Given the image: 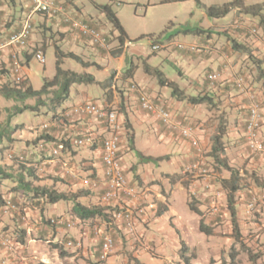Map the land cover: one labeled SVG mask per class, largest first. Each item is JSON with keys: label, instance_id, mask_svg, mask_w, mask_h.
<instances>
[{"label": "crops", "instance_id": "1", "mask_svg": "<svg viewBox=\"0 0 264 264\" xmlns=\"http://www.w3.org/2000/svg\"><path fill=\"white\" fill-rule=\"evenodd\" d=\"M55 1L63 10V13L57 17L35 12L31 0H0V41H5L10 33L20 28L28 17L33 24L29 46L24 48L7 46L0 53V68L3 69L0 72V81H2V84L13 78L12 69L10 68H12V54L14 52L18 54V59L21 63V73L25 81L34 89H40L44 85V82L39 88H35L32 85L33 73L30 69V62L34 57L33 52L36 49L41 48L45 52L47 47L53 45L55 51L58 47L63 52H73L82 59L81 62L77 60L80 65L71 62L78 66V68L66 69L62 66L64 59L71 57H64L61 62V67L64 70L74 71L78 74H90L94 77L95 82L72 84L69 98L55 106L57 112L60 111L58 107H63L62 109H64L70 105L83 103L89 99L99 97L101 105L119 110L120 122L125 127L128 124L130 125L127 128L129 132L128 136L134 139L135 145L138 144L140 148H143L141 152L144 154L142 155L162 157L157 160L158 162L153 168L149 166L147 161L139 160L138 157H135L133 152H131L133 150H129L130 147L126 149L124 147V161L122 164L128 179L131 183L139 184L141 187L140 198L137 201H132V204L145 208L144 213L138 216L136 227V237L141 238L142 241H140V244L135 243L133 245L135 236L132 238V236L128 235V239L132 238L128 242L130 247L122 249L121 233H115L114 255L107 260L106 264H115L118 257L121 260L124 258L126 261L128 260V255L133 256L134 260L136 259L139 263L150 264L152 263L150 257L153 259L152 256L157 255L158 248H166L165 240L174 236L170 228L174 224L171 218L175 214L171 215L170 212L173 210L171 195L175 189L183 192L188 205L192 198L195 199L203 212L202 215L196 213L199 223L203 219L206 224L212 225L215 228L213 235L204 237L203 240L198 239L195 243L191 244L184 238L186 227L175 226L180 232L178 235L179 238H176L180 242L181 235L189 246V252L191 251V253L196 254L192 264H195L197 260L199 261L200 251L202 250L205 251L203 252L204 261L202 264H220L223 259L229 261L231 258L228 246L234 242L231 214L227 208L228 192L221 184V179L229 178L230 172L227 170L219 172L210 169L209 174H202L196 170H187L191 164L196 162H201L207 166L206 163L210 157L208 155H200L198 150L200 148L201 151L202 146L208 147L207 152L210 150L212 136L215 133V129L212 130L207 122L211 111L206 104L195 105L186 100L177 99L172 94V89L169 86L160 85L156 75L146 72V65L161 70L166 77L175 81L187 94L209 93L215 99L218 97L221 99L225 98L229 102L228 110L230 111V121L228 124V133L225 136V140H227L226 150L230 163L239 167L241 175L243 176V187L238 190L235 196L239 223L242 233L247 236L245 241H249L250 245L255 243L259 246L258 249L262 250L263 254L258 263L264 264V203L254 213L247 212V204L252 195L264 193V187L258 186L255 182V177L264 181V158L259 157L249 149L245 132V124L250 105L249 92H252L261 101L263 121L260 136L264 139V92L262 88V91L259 90L261 83L256 79V68L250 55L252 54L262 59L264 65V26L260 23V17L242 13L239 8H234L224 17L211 18L206 13V7L222 5L233 0H225L222 4H220L221 0H214L216 2L211 5L203 2H200L199 5L195 3L192 8L198 9L200 7L201 11L199 14L204 19V22H201L198 27L203 31L192 35V38L189 39L184 35L185 37H183L182 42L187 45H196L199 47V50H180L174 46H169L174 52H170V55L166 52L164 55H161L159 60L155 59L151 63L149 55L147 58H144L147 52L142 47L136 46L132 51H127L126 47L128 43L126 38L124 43L119 42L118 44H111L108 47L94 46L78 31H73L70 28V23L65 21V16L71 14H77L86 21L104 23L103 16L105 14L98 8V6L103 5L101 0ZM89 1L94 4L97 10L90 9L87 6ZM188 1L197 2V0ZM244 1L247 4L264 3V0ZM81 12L83 16L80 14ZM254 27L259 29V34L253 35L251 33V29ZM55 32L56 34H54ZM180 32L186 34L194 31L188 30V32H185L182 30ZM119 35L120 33L117 36L119 37ZM171 39L176 38L172 36L168 41ZM233 39L245 45L247 50L234 49L232 47ZM86 54L90 55V57H84ZM103 56L105 57V61L99 59ZM167 60L173 65L179 61L180 66L171 72H169L170 69L166 72L162 68L161 63ZM142 61H144V67L140 77L142 80L141 86L147 89L158 103L169 107L180 118L193 126V137L198 141V147L193 146L189 139L181 137L179 133L171 131L157 117L140 108L137 94L130 89V84L133 82L139 83L134 80V76ZM213 72L218 74V80L215 83H211L207 78L208 74ZM241 75H245L247 79V87L243 90L244 92L241 89H236L237 87L235 86L236 78ZM54 76H46L43 80L45 81L46 78L52 79ZM93 85L101 86V90ZM58 88V86L53 87L55 91ZM73 95L76 96L75 100L70 103L69 99ZM32 100L34 101L33 103ZM24 103L34 104L35 99H28ZM33 113L37 116L41 114V112ZM51 116H48V119H51ZM55 123L57 122L53 120L52 124L55 128L53 132L56 134L55 138H59L58 136L62 128L64 129L62 132L64 134L67 132V136L69 134H79L85 129H91L92 138L85 146L76 149L73 148L70 151L71 153L68 152L69 150L61 152L62 155L66 154L70 156L65 157L69 159V165L71 166L65 168V173L63 171L62 159H56L55 156L50 157V151H44L41 155L35 154L30 157L35 160H43L39 171H41V176H44V178L39 183L41 185L54 186L60 191L66 192H75L82 188L89 189L92 192L91 195L82 197L80 200L86 204H101L100 195L105 191L106 186L103 178V163L101 160L102 139L109 134L108 129L94 117H75L71 123L62 126H56ZM142 133L148 136L145 145H142L144 141H141L140 144L138 140L140 138L138 136L142 135ZM12 137L20 138L15 137L14 133ZM28 138H26L27 142H25V145H30L31 143L29 142L35 137ZM54 142H57V140ZM11 145L13 146V143L10 144V147L2 151L0 149V164L4 165L1 156L7 149H11ZM147 145H151L152 148H149ZM11 152H15V150ZM15 155L17 154L15 153ZM26 157L29 158L28 156ZM47 163H60V166L57 167V165H54V167H51L49 165L47 166ZM9 164H13V162ZM166 174H181L182 176L177 182H172ZM1 186L3 187V184ZM11 186L13 187L14 183ZM1 190L2 192L4 191L2 188ZM13 192L11 190L10 194ZM22 199L24 202L27 200L25 196H22ZM30 203L32 204V202ZM215 203L219 204L216 210L214 209ZM46 204L42 203L40 208L32 205L34 210L31 211V215L36 222L34 224L17 223L18 227L24 228L22 232L16 231L17 235L22 233L25 236L27 232L30 235L31 231L40 232L42 235L50 234L49 229H47L48 223L46 220L50 217L62 216V219H74V226L69 228H66L64 225L53 226L55 227L53 230L56 232L55 234L53 231L55 240H59L60 235L57 234L59 231L69 232L67 234L69 237H73L74 239L83 238L86 243V247L83 250L85 256L93 258L99 255L100 243L97 241L95 230L91 231V229L87 230V228H84L85 226L83 227L82 223L85 225L86 222H82L73 212L72 202L62 201L59 212L54 207L57 205L53 204V207L49 209L50 217L45 216L44 209L46 208ZM151 205L153 207H150ZM162 206L166 207L167 210L158 213L160 211L159 208ZM44 217H46V220ZM90 221H98L101 224V228L105 227L102 222L103 219L100 217ZM222 224L230 228V231L225 236L218 235L221 233L220 228ZM249 230L255 233L248 235ZM122 232H125V230L122 229ZM225 233L223 232V234ZM29 240L33 241V238ZM17 244L19 246L16 248L0 249V264H30L29 262L32 260L33 253L29 249L25 251L27 243L21 244L18 242ZM178 245L180 243L178 244V241H176L171 250L177 253L178 258H180L178 264H183L182 257L179 253L180 247ZM19 247L24 249L23 252L22 250H17ZM150 250L154 251L151 253ZM234 258L237 261L234 264H252L244 253L237 254ZM170 262L171 260L167 261L168 264Z\"/></svg>", "mask_w": 264, "mask_h": 264}, {"label": "rangeland", "instance_id": "2", "mask_svg": "<svg viewBox=\"0 0 264 264\" xmlns=\"http://www.w3.org/2000/svg\"><path fill=\"white\" fill-rule=\"evenodd\" d=\"M217 1V0H216ZM216 1L214 0H197L196 1H185V0H101L102 4H109L112 9L115 11L119 22L121 23L124 31H125V35L126 37V41H127V51H132V49L136 46L142 47L145 52H147L146 57L149 55V60L151 59V63L152 61H154L155 59H160L161 55H164L166 52L168 53V55H170V52H174L172 50L171 47H169L170 45H166V43L168 42V39L170 37H174L176 38L177 41H182L183 37H185L184 35L187 36V39L192 38V35L194 34H198L195 33L197 31V28L200 26L201 22H204V19L202 17L200 13L201 9L200 7L198 9H194L192 7H194V4L196 3V5H199L200 2H203L207 5H211L213 3H215ZM225 0H221L222 4ZM87 6L90 9H96L94 7V4L89 1L87 3ZM98 8L105 14V16H103V21L104 23H100L98 21H91V23L95 24L98 26V28L104 32L105 34L110 36L111 42L110 45H114V44H118L120 41L119 37L117 36L119 34L118 29L115 27L113 21H111L109 19V17H107L105 11L101 8V6H98ZM72 9H74V7H72ZM76 12H80V11H76ZM83 13L85 11H82ZM82 12L80 13L82 16ZM86 13V12H85ZM195 13V15H194ZM38 14V13H37ZM90 22V21H89ZM99 24H98V23ZM182 30H193L194 32L192 33H186L184 34L183 32H180ZM52 33V32H51ZM56 34V32L54 33ZM152 43H161L163 44L165 47L161 48L160 50L153 52L152 50ZM45 62L41 63L39 62L35 57L32 58V61L30 62V69L33 73L32 76V85L35 88H39L42 86L44 80V77H52L55 75L56 72V51L55 48L53 47V45H51L50 47H47L45 52ZM84 57H90V55L86 54L84 55ZM100 60L105 61V57H100ZM80 65V63L77 60H74L72 58H66L64 59V63H63V67L64 68H74L76 69V67L78 68V66L74 65L73 63ZM137 64V62H136ZM162 68H164V70L166 72L173 71L175 70L177 67L180 66L179 61L175 62V65L171 64L169 60L164 61L163 63H161ZM171 64V65H170ZM143 67H144V61H142L140 63V67L139 69H137L136 75L134 76V80L138 81L140 86H141V75L143 73ZM133 68V67H132ZM136 68V67H135ZM1 70V68H0ZM168 70V71H167ZM247 82V80H246ZM136 83V82H135ZM2 85V81H0V86ZM261 85V84H260ZM95 87H98V89L101 90V86L99 85H93ZM262 85L261 87H259V90L262 91ZM238 89V88H236ZM239 90V89H238ZM242 92H244L243 90H241ZM264 92V90H263ZM76 96H72L70 97V103L73 102L75 100ZM3 96L0 95V130L3 126H5L7 123H10V125H23L20 127V129L14 133L15 137H20L19 139L17 138H13V141H6V146L10 147V144L13 143V146L11 145V149H7L5 151L4 154H2L1 158L3 159V163L5 166L7 165H12L9 163L14 162L13 159L11 158L12 155H15V153L17 155H22L24 157L28 156L29 158L34 156L35 154H42L44 151H50V157L55 156L56 159L60 158L62 159V166L64 168V173H65V168H69L71 167L69 164V159H66L65 157H70L69 155L66 154H61L62 149H59L57 147V142L50 141V142H44V140H40L37 144H30V145H25L26 138L31 139V138H37L38 135H40L42 132L43 133H48V135L56 137V134H54V125L52 124V120L49 118L48 116H51L54 113V109L50 108V107H46L43 109L42 113L37 116L36 114H34L32 111H24L22 113H17L16 107H19L21 105H23V102H17L14 101L13 99H6ZM92 101L97 102L98 104L100 103V99L99 97H96L94 99H89ZM6 102V103H4ZM34 101L32 100V103ZM261 103V101H260ZM229 102L226 101V99H221L220 97H218L217 99H215V104H213L212 106H207L209 107L211 114L210 117L208 118L207 122L210 125V128L212 130L215 129V131L217 130V127L220 123V121L222 120V115L224 116V119H227V125L229 124V119H230V111L228 110L229 107ZM63 107H58V109L61 111ZM48 111L46 112L45 111ZM59 111V112H60ZM37 116V117H36ZM45 119V120H44ZM48 119V120H47ZM48 125L47 127H45V125ZM56 126L58 125H64V124H59V123H55ZM229 126V125H228ZM61 129V128H60ZM64 129H61V132L59 134V138L56 139H61L64 137H66V133L64 134L62 131ZM63 133V134H62ZM122 133V132H121ZM140 138H138L140 144L141 141L142 145H145V143H147V138L148 136L144 133H142V135L138 136ZM34 138V139H35ZM227 143V140H225ZM87 144V143H86ZM86 144H84L83 146H85ZM248 144V143H247ZM5 146V147H6ZM137 146V147H136ZM149 148H152L151 145H147ZM82 147V146H79ZM124 147L125 149L128 147L129 150H133L131 152H133L135 157H138L139 160H141V155L144 154L141 151L143 150V148H140V146L138 144L135 145V141L134 139H132V137L129 138L128 134H124L123 136V143H121V148H120V159L121 162L123 163L124 161ZM147 147V148H148ZM2 148V146L0 147V149ZM78 148L77 146L74 147V149ZM250 149V148H249ZM12 150H15V152H11ZM68 150V149H67ZM72 149H69L68 152H70ZM251 150V149H250ZM2 151V150H1ZM65 151V150H64ZM208 151V147L202 146V150L199 151L200 155H207ZM252 151V150H251ZM41 152V153H40ZM71 153V152H70ZM255 154V153H254ZM65 155V156H64ZM259 157H261L260 155H258ZM263 158V157H262ZM12 161V162H11ZM71 161V160H70ZM157 160H151V161H147V163H149V166L151 167H155V164L157 163ZM72 163V162H71ZM73 164V163H72ZM53 166L57 165L60 166V163L55 164V163H47V166ZM74 166V165H72ZM56 167V166H55ZM81 167H83L81 165ZM77 174V173H75ZM12 182L6 180L5 182H3V187L1 186V188L4 190V198L6 197V199H12V201H16L15 203L18 205V209L19 211L15 212V211H11L10 209H7L6 207H2L0 208V249L5 248V249H9V248H16L19 245L16 244L15 242V238L17 236L16 231L17 232H22V229L24 228H20L18 227L17 223H21V224H34L36 221L34 220V218L31 215V211L34 210L32 208V206L29 204V202H24L22 199V195L20 193H18L16 196V193H12L10 194V191L12 190V186H11ZM137 186L139 188H141L139 186V184H137ZM185 195L183 194L182 191L175 189L171 195V202L173 204V210H171L170 214L174 215L173 221L174 224H170L172 226V228H170L172 230V232L174 233V236L167 238L165 241L166 244V248L162 249V248H158L157 250V255L152 256L153 259L150 257V260L152 263L150 264H168L167 261L171 260V262L169 264H178L180 261V258H178L177 253L173 252L171 250V248L174 246V243L176 241H178V244L180 243V245H178V247H181V242H179L178 240V235H179V230L176 229L175 226L180 227V226H184L186 227L185 229V235L184 238L188 240V242H190L191 244L195 243L198 239L203 240L204 237L206 238L207 235L204 232H202L200 230V223H199V219H198V215L196 214V212H194L191 208L190 205H188L186 198L184 197ZM191 197V196H190ZM13 201V202H14ZM218 203V202H217ZM215 203V205H219ZM57 206H54L56 209H58V212L60 210V206L62 204V201H59V203H54ZM22 207V209H21ZM53 207V204L51 203H47L46 204V208L44 209L45 211V216L48 217L50 215L49 209ZM174 212V213H173ZM194 212V213H193ZM21 213L25 215V220H23V218H21V216L19 215ZM43 213V211H42ZM169 215V216H171ZM44 217V219L46 218ZM50 217V216H49ZM54 220L58 221V223L56 222L57 226L60 225H64L66 228L67 227L66 223L67 221H72L74 219H62V216H56V217H52ZM51 217L48 219L50 220ZM46 220V219H45ZM43 220V221H45ZM47 222V220H46ZM45 222V223H46ZM81 224V223H80ZM48 227L47 229H49L50 234H45L42 235L40 232H36V231H31L30 235H28V232L26 233L25 236H23L25 243H27V247H25V251L31 250V252L33 253V257L30 255V257H32V260L29 262L30 264H106L107 260L114 255L113 251L109 254L108 258L105 260H97V256H94L93 258L85 256L83 254V250L86 247V243L84 242L83 238H76L74 239L73 237H69L67 236V234L69 232H58L57 234H59V240H55V227H53V225L51 224H47ZM55 225V224H54ZM55 225V226H56ZM84 228H87V230L94 231V227H100L101 231H104L103 229L105 228H101V224L98 221H88L86 222V224L84 225L82 223ZM137 227V226H136ZM221 233H219V236H225L228 234V231H230V228L225 225L222 224V227L220 228ZM55 234H54V232ZM178 231V232H177ZM223 232L225 234H223ZM118 233H122V232H118ZM124 233V232H123ZM123 233L120 235L121 237V243L123 244V246L121 247L122 249H126L128 247H130L129 245V241H131V239L135 236V239L133 240V245H135V243L140 244L142 241V239L137 238L136 237V228H135V233L132 236L131 234L128 233ZM178 233V234H177ZM255 233L254 231L252 232L251 230H249L248 235H251ZM96 235L97 241L100 243L101 241V237L100 235ZM128 235L132 236L131 239H128ZM21 236V234H20ZM2 237H6L7 239H9V244L8 246H3V244L1 243V238ZM178 237V238H176ZM33 238V241H30L29 239ZM70 239L75 240V241H81L82 246L81 247H74V248H68L66 247V242L69 241ZM58 241V243H60V245L63 247V249H65L68 252L73 253L72 256H61L59 254V251L54 248V243H56ZM172 245V246H171ZM237 246H239V243L236 244ZM252 249L254 250V252H258L260 249H258V245H256L255 243H252ZM26 246V245H25ZM229 248L231 246V244L228 245ZM18 251L23 252L24 249H22L21 247H19L17 249ZM200 250V249H199ZM198 250V251H199ZM131 251V250H130ZM154 251V250H153ZM152 250H150V252H153ZM200 257H199V261H195V264H202V262L204 261V250L200 251ZM188 255L192 254L191 251L187 252ZM35 255V256H34ZM29 257V256H28ZM128 260L125 261V259L123 258L122 260L116 259L115 264H135V260L133 256H127ZM195 258H193L192 261H194ZM245 260V258H244ZM155 262V263H154ZM182 263L184 264L183 260ZM20 264V263H17Z\"/></svg>", "mask_w": 264, "mask_h": 264}, {"label": "trees", "instance_id": "3", "mask_svg": "<svg viewBox=\"0 0 264 264\" xmlns=\"http://www.w3.org/2000/svg\"><path fill=\"white\" fill-rule=\"evenodd\" d=\"M101 8L105 11L107 17H109V19L113 21L115 27L118 29L120 33L119 35L120 43H124L126 38L125 31L121 23L119 22V19L115 11L112 9V7L109 4H103L101 5ZM234 8H239L240 12L245 14L259 16L260 23L264 26V3L247 4L244 0H233L226 2L222 5L208 6L206 7V13L211 18H221L226 16L228 13H230ZM184 31L188 32V30H184ZM202 31H203L202 29L197 28V31L195 33ZM232 47L236 50H241V49L247 50V47L245 45L238 43L234 39L232 40ZM56 55H57L56 75L52 79L46 78L42 88L34 89L26 81L19 83L14 78H12L11 80H8L7 82H5L0 86V95L6 99H13L14 101L23 102V103L26 102V100L28 99H35L34 104L24 103L23 105L16 107L17 113H22L24 111L42 113L44 108L50 107L54 109V113L51 116L52 121L54 120L59 124H69L71 123L72 120L67 119L63 115L64 109L61 110L60 112H57L55 106L66 101L69 98L70 87L72 84L93 83L95 82V79L90 74H86V73L78 74L74 71L64 70L61 67V62L64 57H71L81 62L82 59L75 53L63 52L60 48L57 47ZM250 55L256 68V79L261 83L262 88L264 90L263 60L252 54ZM11 66L12 68L10 69L13 70V63ZM145 70L150 74L156 75L160 85L169 86L172 89V94L179 100H186L187 102L195 105L206 104L208 106H212L213 104H215V97L210 95L209 93L187 94L184 92L183 89L179 87V85L175 81L170 80L168 77H166L161 70L157 68H152L147 65L145 66ZM1 71H3V69H1L0 72ZM241 76H243V78L246 79L245 75H241ZM55 86L59 87L57 91L53 89V87ZM222 117L223 118L220 121L217 130L212 136L211 147L209 152L207 153V155L210 158L206 163L207 168L209 170L212 169V170H217L219 172H222L223 170H227L230 172V177L222 178L221 184L228 192L227 208L229 209L231 214V222H232V230H233L232 236L234 238V242L231 244V247L229 248V253L231 255L230 260L227 261L223 259L220 264L237 263L234 257L235 255L240 253H244L252 264H260L258 263V261L262 257L263 254L262 250H259L256 253L254 252V250L252 249V245L249 244V241H245V239H247V236L242 233V229L240 227L235 196L238 190H240L243 187L242 184L243 176L241 175L240 168L232 165L228 158L227 150H226L227 145L225 141V136L228 133V125H227V119H224L223 115ZM21 126L23 125L15 124L11 126L10 123H7L5 126L1 128L0 130V145H2L1 150H4L5 148H7V146H9V145L6 146L7 144L6 141L9 142L13 141L14 137H12V134L15 133L17 130H19ZM129 126H130L129 124L127 127L123 125V130L121 133V142H123L124 134L129 133L127 131V128H129ZM72 137L73 135L69 134L68 136L66 135V137L63 136V138L61 139H56L55 137L48 135V133L42 132L40 135H38L37 138L31 140L29 143L37 144L40 140H44V142L57 140V144L58 143L63 144L64 146L63 150H67V149L69 150V149H73L76 146L75 144H73ZM75 137H78V135H75ZM161 158L162 157H150V156L141 155V160H145V161L159 160ZM12 159L14 161L12 165L5 166L0 164V207L1 208L7 205L6 198H4V193L1 190V185L3 184V182L8 180L14 183L12 190L16 194L20 193L22 196H25L27 199L26 201L29 202L31 206L33 205L35 207L40 208V205L42 203L54 204L59 201H70L72 202L73 212L76 214V216L79 219H81L82 222L83 221L87 222L89 220L100 217L101 219H103L102 222L105 225L104 231L112 234L114 238V246H115L116 239L114 234L117 232H122V229H119L117 224L113 222L112 214L114 213V211L118 210L119 205L111 204V203L106 205L103 204L101 201V197L104 192L101 193L100 195L101 204L92 205V204L83 203L80 199L82 197L91 195L92 192L89 189L82 188V189H78L75 192H66V191H60L54 186L41 185L39 183V181L44 178V176H41L40 173L41 171H39L42 166V161H43L42 159L35 160L33 158H27L18 155H13ZM166 176L170 181L177 182L178 180H180L182 175L166 174ZM255 182L258 186L264 187V181H261L258 177H255ZM30 202H32V204ZM189 205L190 208L197 214L199 215L203 214V212L199 208L194 198H192L189 201ZM159 210L160 211H158V213H161V212H165L167 209L166 207L162 206L159 208ZM47 223L53 225L51 219L47 220ZM200 230L207 235H213L215 233L214 226L206 224L203 219L200 222ZM178 233L180 234V232ZM23 236L24 235L22 233L21 236L17 235L15 238L16 241L15 243L17 244L19 242L21 244H24L25 241ZM180 238H181L180 239L181 247L179 249V253L182 257V260L184 264H192V260L193 258L196 257V254L192 253L188 255L187 252L189 251V246L186 243V241L181 237V235ZM237 243H239V246L236 245ZM102 245L103 242L101 239L99 255L97 256L99 258L98 260L101 261L102 259L100 258V256L102 252ZM53 246L59 251V254L63 257L73 255V253L63 249V247L58 242L54 243ZM135 261H136L135 264H142L139 263L136 259Z\"/></svg>", "mask_w": 264, "mask_h": 264}, {"label": "built area", "instance_id": "4", "mask_svg": "<svg viewBox=\"0 0 264 264\" xmlns=\"http://www.w3.org/2000/svg\"><path fill=\"white\" fill-rule=\"evenodd\" d=\"M31 1L33 3V10L35 12L43 13L52 17H57L63 13L62 7L58 5L55 0ZM65 21L70 23V28L73 31H78L91 44L100 47L109 46L110 36L102 32L98 26L83 20L79 15H67L65 16ZM32 30V22L28 18L24 21L22 26L18 30L12 32L5 41H0V53L7 46L18 48L26 47L29 43ZM251 33L253 35H257L259 33L258 28H252ZM169 45H173L175 48L180 50H199V47L196 45H187L186 43L177 40L171 41ZM165 46L161 43H152V50L156 52ZM34 54L39 62H45V54L42 50L39 49ZM12 59L14 60V79L19 83L23 82L24 79L21 74V65L16 52L12 54ZM208 79L211 83H215L218 80V74L216 72L210 73L208 75ZM235 84L239 88L243 89L245 87V79L242 76H239L235 80ZM130 87L137 94V100L142 110L154 115L171 131L179 133L181 137L189 139L192 145L198 147V141L193 137L194 128L192 125L180 118L169 107L158 103L151 93L139 84L132 83ZM249 96L251 102L246 120V138L249 148L252 150V152L264 158V139L260 136L262 125L261 104L257 100L255 94L249 92ZM63 115L69 120H73L75 117H94L98 122L102 123L103 126H106L108 129L109 135L102 139L101 160L103 163V178L106 186L101 197V201L105 205L110 203L119 205L118 210L114 211L112 214L113 222L117 224L119 229L125 230V233L134 235L138 216L139 214L144 213L145 208L143 206H135L132 204V201H137L140 198L141 191L136 184L131 183V181L128 179L120 159L121 132L123 126L119 120V112L114 108L105 107L95 101L89 100L70 106L63 111ZM47 126L48 125L46 124L45 127ZM91 134V129H85L81 131L78 134V137H72L73 144L77 146L86 144L91 140ZM63 147V144L58 145L59 149H62ZM187 170H196L202 174H209V169L201 162L191 164ZM263 203L264 193L253 194L247 204V212H255ZM6 207L11 211H19L18 205L11 200L7 201ZM150 207L153 206L151 205ZM217 208L218 206L214 205V209L216 210ZM25 218L26 217L23 216L24 220ZM56 222L58 223V221L52 219V223L56 224ZM66 225L67 227H72L74 226V223L72 221H67ZM94 228L95 233L100 235L103 242L100 258L105 260L113 251L114 238L112 234L106 231H101L100 227ZM1 243L5 246H8L9 239L2 237ZM81 246V241L70 239L66 242V247L68 248H77Z\"/></svg>", "mask_w": 264, "mask_h": 264}, {"label": "clouds", "instance_id": "5", "mask_svg": "<svg viewBox=\"0 0 264 264\" xmlns=\"http://www.w3.org/2000/svg\"><path fill=\"white\" fill-rule=\"evenodd\" d=\"M40 14H43V13H40ZM43 15H44V14H43ZM45 15H46V14H45ZM28 18H29V17H28ZM28 18H27V19H28ZM29 19H30V18H29ZM83 20H85V19H83ZM85 21H86V20H85ZM31 22H32V21H31ZM86 22H89V21H86ZM23 23H24V22H23ZM23 23H22V24H23ZM89 23H90V24H93V23H91V22H89ZM93 25H95V24H93ZM21 26H22V25H21ZM32 26H33V24H32ZM96 26H97V25H96ZM256 28H257V27H256ZM18 29H19V28H18ZM258 30H259V29H258ZM32 31H33V30H32ZM258 34H259V33H258ZM30 37H31V36H30ZM175 40H176V39H171L170 41H168V43H166V45H169L171 41H175ZM29 42H30V40H29ZM110 42H111V39H110ZM90 44H91V43H90ZM92 45H93V44H92ZM27 46H29V43H28ZM27 46H26V47H27ZM94 46H97V45H94ZM109 46H110V44H109ZM170 46H173V45H170ZM39 49L42 50L41 48H38V49H36V50L33 52V54H34L37 50H39ZM42 51H43V50H42ZM43 52H44V51H43ZM153 52H154V51H153ZM16 54H17V53H16ZM17 56H18V54H17ZM34 57H35V54H34ZM35 58H36V57H35ZM18 60H19V59H18ZM19 62H20V61H19ZM20 65H21V63H20ZM13 66H14V60H13ZM12 74H13V78H14L13 70H12ZM21 74H22V73H21ZM209 74H210V73H209ZM209 74H208V75H209ZM22 76H23V75H22ZM238 77H239V76H238ZM238 77H237V78H238ZM242 77H243V76H242ZM207 78H208V76H207ZM237 78H236V79H237ZM23 79H24V77H23ZM208 80H209V79H208ZM24 81H25V79L23 80V82H24ZM133 83H135V82H133ZM131 84H132V83H131ZM131 84H130V85H131ZM235 86H236V84H235ZM244 86H245V87H244L243 89L239 88L238 86H236V87H237L238 89L244 90V89L247 87L246 79H245V85H244ZM143 88H144V87H143ZM130 89H131V87H130ZM134 92H135V91H134ZM256 98H257V97H256ZM257 100L259 101L258 98H257ZM88 101H89V100H88ZM84 102H85V101H84ZM250 102H251V100H250ZM259 102H260V101H259ZM260 104H261V103H260ZM73 105H74V104H73ZM70 106H72V105H70ZM70 106L64 108V110L67 109V108H69ZM249 107H250V105H249ZM261 107H262V105H261ZM109 108H112V107H109ZM114 109H116V110L119 112V110H118L117 108H114ZM62 110H63V109H62ZM64 110H63V111H64ZM248 113H249V112H248ZM261 115H263V114H262V110H261ZM119 116H120V112H119ZM247 117H248V116H247ZM246 120H247V119H246ZM262 121H263V117H262ZM121 123H122V122H121ZM261 124H262V123H261ZM245 125H246V124H245ZM122 126H123V124H122ZM261 127H262V125H261ZM122 130H123V129H122ZM245 132H246V131H245ZM76 135H78V134H76ZM108 135H109V134H108ZM108 135H107V136H108ZM73 136H75V135H73ZM88 142H89V141H88ZM88 142H87V143H88ZM121 143H122V142H121ZM247 143H248V142H247ZM59 144H62V143H58V144H57V147H58ZM76 146H77V145H76ZM82 146H83V145H82ZM248 146H249V145H248ZM77 147H79V146H77ZM62 151H64L63 148H62ZM199 151H200V149L198 150V152H199ZM18 156H22V155H18ZM12 157H13V155H12ZM12 157H11V158H12ZM22 157H23V156H22ZM139 189H140V188H139ZM8 200H11V199H6V201H8ZM11 201H12V200H11ZM12 202H13V201H12ZM14 203H15V202H14ZM6 206H7V205H6ZM6 206H5V207H6ZM6 208H7V207H6ZM15 212H17V211H15ZM253 213H254V212H253ZM19 215L21 216V218H23V216H25L24 214L21 215V213H20ZM52 219H53V218H51V222H52ZM23 220H24V219H23ZM72 222H74V221L72 220ZM52 224L54 225L55 223H52ZM55 225H56V224H55ZM55 225H54V226H55ZM136 226H137V225H136ZM103 230H105V228H104ZM124 233H125V232H124ZM132 236H133V235H132ZM9 245H10V244H9ZM3 246H4V245H3Z\"/></svg>", "mask_w": 264, "mask_h": 264}]
</instances>
